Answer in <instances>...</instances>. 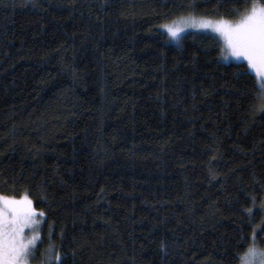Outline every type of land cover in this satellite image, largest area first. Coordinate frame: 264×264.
I'll return each mask as SVG.
<instances>
[{
    "label": "trees",
    "instance_id": "1",
    "mask_svg": "<svg viewBox=\"0 0 264 264\" xmlns=\"http://www.w3.org/2000/svg\"><path fill=\"white\" fill-rule=\"evenodd\" d=\"M252 3L0 0V195L43 213L34 264H240L264 219L254 74L161 25Z\"/></svg>",
    "mask_w": 264,
    "mask_h": 264
},
{
    "label": "snow or ice",
    "instance_id": "2",
    "mask_svg": "<svg viewBox=\"0 0 264 264\" xmlns=\"http://www.w3.org/2000/svg\"><path fill=\"white\" fill-rule=\"evenodd\" d=\"M233 11L238 10L234 8ZM182 24L184 27L211 29L218 33L224 44L221 49L222 59L227 60L231 56L247 61L248 69L255 73L253 77L255 91L249 93L246 90L245 93L254 101L249 104V115L253 121L257 116H264V4L253 0L251 8H246L235 23L224 19L212 21L189 17L182 21ZM184 27L178 26L175 22L161 25V28L166 30L169 41H174L177 45L181 40ZM251 200L253 207L244 209L250 224L255 218L256 197H251ZM259 211L264 213V201H261ZM37 215H43V213L34 212L32 201L27 195L19 200L0 195V264H28L29 258H34V248L39 237L34 235L31 239L25 240L23 229L29 224H36L34 217ZM258 233H264V219L261 220L260 225L252 229L250 237L252 244L243 255L238 257L240 264H264V249L256 247ZM244 239L245 237L241 236V240ZM67 255V253H59L53 245H50L47 250L46 264H63ZM71 255L75 261L77 255L75 249L71 250Z\"/></svg>",
    "mask_w": 264,
    "mask_h": 264
},
{
    "label": "rangeland",
    "instance_id": "3",
    "mask_svg": "<svg viewBox=\"0 0 264 264\" xmlns=\"http://www.w3.org/2000/svg\"><path fill=\"white\" fill-rule=\"evenodd\" d=\"M189 17H194V16H184V17H180V18H177L176 20H174L173 22H175L178 26L184 27V25L182 24V21L186 20ZM195 18L198 19V20L201 19V18H198V17H195ZM239 19L233 20V21H230V20H227V21L232 22V23H235ZM217 20H219V19H217ZM212 21H215V20H212ZM173 22L170 23V24H173ZM163 30L166 33V30L165 29H163ZM188 32L207 33V34L211 35L212 37H215L219 41L220 49H222L224 47L222 38L219 36L218 33L213 32L211 29H205V28H199V27H190V26L189 27H184V31L181 33V37L184 36ZM221 60L223 62H225V63H231V62L232 63H245L246 66H247V69H248L247 61L246 60H243L242 58L241 59H236L234 57L229 56V58L227 60H224L222 58H221ZM248 71H250L252 74L255 75L254 71H252L250 69H248ZM21 198H14V199L19 200ZM28 199H30V198L28 197ZM32 209L34 210V212L39 213L38 211H36L34 209L33 204H32ZM34 219L37 221L36 224H29L27 227H24V229H23V236H24L25 240L31 239L34 235L35 236H38L40 238V226L42 224V221L44 219V216L43 215H37V216L34 217ZM38 240L36 241V243L38 242ZM259 249H264V247H261ZM44 262H43V264H44ZM28 264H34V262H32V257L29 258Z\"/></svg>",
    "mask_w": 264,
    "mask_h": 264
}]
</instances>
